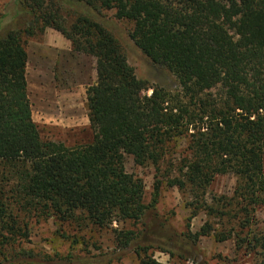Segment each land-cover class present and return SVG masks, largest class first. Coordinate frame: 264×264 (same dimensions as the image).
I'll return each mask as SVG.
<instances>
[{
    "label": "trees",
    "instance_id": "16d2710c",
    "mask_svg": "<svg viewBox=\"0 0 264 264\" xmlns=\"http://www.w3.org/2000/svg\"><path fill=\"white\" fill-rule=\"evenodd\" d=\"M102 10L132 24L130 39L175 78V90L136 76L120 41L94 16ZM47 28L95 60L96 79L85 92L89 143L44 140L32 119L27 45ZM176 139L186 149L174 162L168 152ZM125 155L139 166L178 170V189L191 195L187 227L198 214L207 217L199 231L180 241L147 219L159 187L146 204ZM0 168L10 183V195L0 196L1 247L28 238L25 216L47 217L111 228L119 252L131 249L140 264H161L148 250L172 254L173 245L181 257L207 264L193 251L218 219V241L232 239L264 264L256 218L264 208V0H10L0 14ZM226 174L236 178L233 194L208 202L213 179Z\"/></svg>",
    "mask_w": 264,
    "mask_h": 264
},
{
    "label": "rangeland",
    "instance_id": "374dc122",
    "mask_svg": "<svg viewBox=\"0 0 264 264\" xmlns=\"http://www.w3.org/2000/svg\"><path fill=\"white\" fill-rule=\"evenodd\" d=\"M9 1L0 0V14ZM62 8L69 12V6L66 3ZM114 14V10H102L100 16L96 14L94 16L105 22L113 35L120 41L136 76L148 81L149 84H157L168 90H175L177 88L175 78L152 66L149 59L130 39L129 32L132 29V24L126 20L116 19ZM48 34L61 39L63 45L70 50L72 58L77 62L76 71L63 73L64 70H59L58 67H52L48 64V61L52 62L53 60L44 61L41 68H35L37 62L33 56L34 49L38 48V44L49 41L50 35L48 36ZM27 52L29 53L27 65L28 96L33 110L37 100L41 97L39 94L41 90L53 94L57 92L59 95L63 91L77 94V109L79 110L75 116L77 125L65 126L55 120L42 121L38 119L40 113L34 114L32 119L37 124L41 137L44 140L62 142L67 146L89 143L92 139V133L89 128L85 105V92L87 87L92 85L96 79L95 60L91 56L72 51L70 42L50 28H47L37 38L28 41ZM62 59L64 57H61ZM37 72H39V76L36 75ZM70 80L75 84L69 85ZM48 81L50 84H47ZM142 94L150 95L151 90ZM63 95L61 96L63 97ZM52 100L54 115L60 111L65 115L73 114V110L69 107L72 103L66 104L61 100L57 102ZM185 149L186 142L184 139L172 141L168 158L173 161L178 159ZM124 162L126 172L142 180L146 204L152 202L155 189L159 187L155 209L147 219H153L154 224L157 228L160 227L161 232L167 235H171V233L180 234L181 241L188 230L192 233L200 230L207 220L203 212L190 220L189 228L187 227L190 212L186 204L191 200V195L189 189H178L175 181L178 177V170H171L168 167L166 170H156L151 164L139 166L135 164L131 155H125ZM7 178V176H3L2 170H0V196L2 198L10 195V183ZM235 187L236 178L232 174L216 176L206 198L211 203L214 195L231 196ZM24 218L28 223V238L20 237L5 247L0 246V264H140L139 257L131 249L122 253L119 252L115 242V234L111 228L79 229L74 224L60 223L53 218L32 216H25ZM256 218L258 228L264 229V208L257 209ZM222 227V222L215 219L213 232L199 238L194 248L198 253L193 251V256L195 254L200 256L207 264H255L254 255L245 249H238L234 240L218 241L216 239L215 234L222 230ZM112 228L139 230L138 225L134 223H114ZM168 250L172 254L151 248L147 255L161 264H195L192 260L181 257L176 246L173 245V249ZM104 254H112L113 257L102 256ZM93 255L97 256V259H91Z\"/></svg>",
    "mask_w": 264,
    "mask_h": 264
},
{
    "label": "crops",
    "instance_id": "0c3cea01",
    "mask_svg": "<svg viewBox=\"0 0 264 264\" xmlns=\"http://www.w3.org/2000/svg\"><path fill=\"white\" fill-rule=\"evenodd\" d=\"M50 34H48L49 36ZM52 36V34L49 37L48 42H44L42 44H38V48L34 49L33 56L36 59L37 65L35 68L39 69L43 66V62L47 60H53L48 61V64L52 67H58L59 70H64L63 73L76 71L77 69V62L72 58L70 50H68L63 43L61 42V39H58L57 37ZM61 57L64 59L61 60ZM66 57V58H65ZM28 60H29V53H28ZM51 62V63H50ZM62 64V66H61ZM28 65V62H27ZM49 66V67H50ZM36 69V71H38ZM37 76H39V72L36 73ZM26 79H27V89H28V77H27V67H26ZM47 84H50L49 81ZM69 85H74L75 83H72L71 80L68 82ZM41 97L37 100L36 105H34V110L32 107V117H34V114L40 113L41 115H38V119L42 121H52L55 120L57 123L65 126H72L77 125V122H75V116L76 113L79 112L77 109V94L75 93H68L66 91H63L62 94H58L57 92L55 94L45 92L44 90H41L40 93ZM80 95V94H78ZM29 97V96H28ZM58 97V98H57ZM86 98V93H85ZM30 99V97H29ZM51 99V101H50ZM52 99L54 101L61 100L62 102L72 103V105H69L71 110H73L72 115H65L61 111L56 115H54L52 110ZM32 101V100H31ZM50 103V104H49ZM58 109V107H56ZM56 111V110H55Z\"/></svg>",
    "mask_w": 264,
    "mask_h": 264
}]
</instances>
